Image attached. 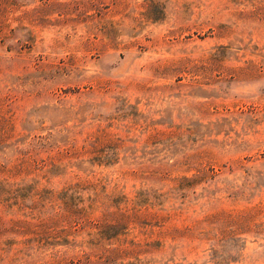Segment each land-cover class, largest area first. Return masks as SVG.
Returning a JSON list of instances; mask_svg holds the SVG:
<instances>
[{
    "label": "rangeland",
    "instance_id": "rangeland-1",
    "mask_svg": "<svg viewBox=\"0 0 264 264\" xmlns=\"http://www.w3.org/2000/svg\"><path fill=\"white\" fill-rule=\"evenodd\" d=\"M65 193L25 264H264V0H0V226Z\"/></svg>",
    "mask_w": 264,
    "mask_h": 264
},
{
    "label": "trees",
    "instance_id": "trees-1",
    "mask_svg": "<svg viewBox=\"0 0 264 264\" xmlns=\"http://www.w3.org/2000/svg\"><path fill=\"white\" fill-rule=\"evenodd\" d=\"M256 184L246 179L242 188L252 191ZM21 211V219L11 220L10 227L0 226V264H25V256L63 241L76 244L77 239L85 234L105 239L121 221L109 211L105 200L96 197L88 206H83L79 198L67 193L58 199L54 213L43 220L36 216L34 210ZM97 211L102 215L92 220V213ZM88 229H93L95 234L87 233ZM17 237L22 239L16 241Z\"/></svg>",
    "mask_w": 264,
    "mask_h": 264
}]
</instances>
